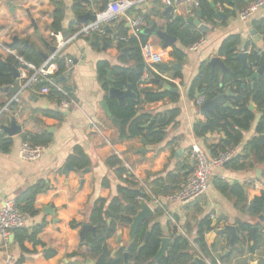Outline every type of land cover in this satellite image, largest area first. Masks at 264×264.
Listing matches in <instances>:
<instances>
[{"label":"crops","instance_id":"obj_1","mask_svg":"<svg viewBox=\"0 0 264 264\" xmlns=\"http://www.w3.org/2000/svg\"><path fill=\"white\" fill-rule=\"evenodd\" d=\"M57 1L64 5L62 32H58V36L54 35L55 32L51 28L54 6L50 0L17 1L12 4L13 11L4 3L0 4V56L4 60L12 61L9 63L16 67L22 79L29 76L31 71L23 69L15 57L2 50V46L8 48V44L12 43L13 38H17L20 43L13 48H8L15 56L22 58L19 51L26 47L33 49L32 45L36 47V50H33L38 54L41 53L48 57L52 54L37 37L31 20L35 22L40 37L47 42L49 47H55L58 42L73 36L79 28L81 24L76 23V17L88 12L98 14L102 11V7H106L109 2L115 0ZM206 2L213 14L214 24L202 19V22L208 26L205 33L200 32L195 26L189 25L203 35L206 43L196 52L189 51L188 47L182 49L186 57L182 63H179V70L164 71L161 69V72L168 78L179 82L180 87L164 81L159 78L155 70H151L147 77L142 74L141 83L136 86V91H132L135 94L132 97L134 99L138 96L143 98L146 91L164 92L161 91V86L153 81L154 79L163 80L165 84L178 89V94H173L177 96L175 100L166 97L154 103H141L136 108L137 116L142 114L152 116L176 114L171 125L165 129V139L156 145L146 143L147 149L143 154L140 153V150L144 148L141 142L143 138H119L122 122L119 120L121 123L119 128L111 122V117L114 116L111 115L109 101L120 105L117 100L108 96L111 86L108 89L105 87L107 84L111 85L107 79V71H110L112 79L111 68L132 65V62L121 63L115 42L117 38L120 41V38L124 37L118 35L120 24H124L123 31L126 36L132 38L126 19L127 15L120 16L114 22L104 25V27H109L112 33L108 32L109 37L103 38L100 42L98 40V44L93 41L96 35L78 37L62 49L60 57H69L73 60L71 71L64 77V80L60 81L63 82L61 85L70 88L72 93L74 104L67 111H60L54 100H50L48 96L34 94L26 90L19 95V103L14 105V109L2 114V108L13 96L0 92V134L12 140L9 152L5 154L0 152V207L4 201H14L20 193L39 182H43L47 187L45 192L36 196L34 202L36 214L29 217L24 227L29 229L45 222V227L36 237L39 243L33 245L25 241L23 244L26 249L25 253L21 252L14 239L11 243L8 242L7 246L0 243V264H5L7 259H11L14 263L21 255L24 256L23 264H82L87 259L91 260L87 257V246L80 245L81 227L87 224L92 204L98 199L108 203L116 195L117 187L123 184L115 173V168L107 166L106 160L109 157L115 156L119 159L123 168L133 177L138 187L143 189L142 186H144L149 191V182L157 177L165 179L169 173L174 176L184 175L185 172L189 173V170L182 171L181 167L185 164L189 165L190 169L189 150L192 146L196 145L208 152L207 144L219 141L221 138L219 132L211 134L209 139L206 138L207 143L194 134V127L197 126V123L201 122L203 126L207 119L199 113L198 107L195 106L196 98L194 94L190 95L191 86L201 63L208 62L213 57H219L220 47L227 38L238 37L239 42L236 45L238 52L240 50L252 51L253 44L249 33L253 29L259 30V26L264 21V7L257 10L251 19L242 22L237 17L238 11L242 8H239L236 1L228 0V3H222V7L218 6V0H206ZM244 2L249 3L247 0ZM212 5L227 15V18L218 19L214 15ZM166 8L160 2H149L135 5L128 15L141 18L142 15H145L148 19L145 21L142 18L147 25L141 33V36L146 39L145 44L142 45L144 52L158 55L161 59L160 64H175L177 62L171 58V52L174 47L180 49V44L176 40L174 44L164 47V40L158 36L157 32H163L169 22L175 21L176 16H181L186 20L189 17H194L195 14L194 16H173L170 12V15L167 16L164 15ZM153 25L154 29L152 30ZM64 32L67 35L62 38L60 34ZM113 34L116 35V39ZM24 41H28L29 44H22ZM221 60L223 59L221 58ZM104 63L109 68H105V75L101 77L99 76V66ZM215 70L221 74L219 69L215 68ZM177 72L181 74V79L176 76ZM12 83L11 80L9 85L12 86ZM245 85L249 87L250 83L246 82ZM227 89L231 94H234L233 90L228 87L221 94H224V103L232 106L233 97L225 93ZM104 103L108 106L110 117L102 106ZM217 106L222 107L221 104ZM45 111L62 112L63 118L61 121L48 118L44 115ZM11 119H14L20 127V132L13 136L5 134L1 129V126H9ZM257 120L258 113H255L251 129L243 135L245 142L254 135ZM147 125L150 126V123ZM48 130L51 131L49 133L53 137L52 142L42 148L41 154L36 160H23L20 157L22 136L40 134L48 132ZM77 147L81 148L90 162L89 172L83 175L80 173L82 170H77L69 162V157L74 154V149ZM67 164L76 171H70L66 175L64 166ZM81 179L84 180L82 185H80ZM216 180L238 186L246 197L245 201L239 202L237 197L221 194L215 186ZM262 190H264V163L254 164L241 170H234L226 166L214 167L209 186L202 197L186 205L165 204L166 211L162 212L158 222L164 230V237L169 238L167 223L170 222V228H175L179 234L186 236L196 249L193 242L197 237L198 224L207 216L211 220H217L218 228L227 224H234L236 227L238 224H249L252 227L258 225L256 215L251 210V202L261 196ZM73 223L74 226H71ZM186 224L189 225L188 234L184 229ZM128 233L129 226H120L117 233L107 241V245L113 253L119 247L129 245ZM118 235L120 241H118ZM205 242L209 250L212 247L215 248V251L211 252L212 258L220 259L223 255H227L225 252L229 249L228 236L214 237V231H212L205 235ZM245 243V241L242 243L244 246L241 259L239 250L235 252L233 249L228 254L230 259L227 264H264V238H260L258 247L253 253L248 251L247 243L246 245ZM51 251L54 252L53 256L47 258L46 255Z\"/></svg>","mask_w":264,"mask_h":264},{"label":"trees","instance_id":"obj_2","mask_svg":"<svg viewBox=\"0 0 264 264\" xmlns=\"http://www.w3.org/2000/svg\"><path fill=\"white\" fill-rule=\"evenodd\" d=\"M198 1L199 10L202 13V19L214 24L213 14L209 9L206 0ZM234 1L237 2L240 9L247 5L244 0ZM247 1L250 2L251 0ZM50 2L54 6L51 28L56 33L62 32L61 23L64 18V5L57 0H50ZM74 2H77V0H74ZM219 2L228 3V0H220ZM104 8L105 6L102 7L101 10ZM142 18L145 21L148 20L145 15H142ZM118 30V35L126 36V33L123 31L124 24H120ZM167 32L180 44V49L174 47L171 52V58L177 63H182L185 60L186 54L182 49H186L203 36L194 27L189 25L180 26L178 22L173 20L168 23ZM98 40L97 36L93 39L95 44H98ZM115 42L116 49L120 54L119 59L121 63L126 64L132 62V65L111 68L113 83L111 85L107 84L105 87L108 89L109 86H113L116 89L124 90L127 86H130L132 91H136V86L141 83V77L145 67L140 47L145 44L146 39L140 35L139 41L135 38H129L128 42L124 44L117 38ZM238 42V37L232 36L227 38L220 47L218 56L223 59L225 66L229 68L228 71L223 75L215 69L213 72H210V68L206 65V62H203L201 63L198 69V74L191 86L190 95H193L197 88L200 95L204 96L206 99L214 98L218 94H221L227 87L232 89L233 93L238 96L232 100V110L218 107L215 110V113L210 115V118L206 120L203 126L200 127L197 125L194 127V134L197 137L204 139L205 143L208 142L206 139L207 134L220 132L224 135V139L221 138L216 143L207 144V150L211 156L215 155L218 151L236 147L242 142V133L249 129L250 124L254 119L253 113L247 109L250 100H252L254 105L258 108L264 107V79L255 81L253 88L248 87L245 91L240 90V80L245 76H248L249 73L245 72L244 74H241L239 72V62L234 60L235 53L232 51V48L235 47ZM125 47L130 48L127 56L120 53ZM19 55L25 62L32 64L35 67L42 64L40 55L31 48L26 47L24 50L19 51ZM247 59L252 67L256 66L251 53L247 56ZM6 62L12 63L11 60L3 61L2 58H0V87L11 84V77ZM56 63H58L59 72H62L63 62L61 58H57ZM105 68H109L105 63L99 66V76L103 77L105 75ZM156 68L161 71L159 66H156ZM176 76L180 79L182 78L179 72L176 73ZM60 84H63V82H60ZM45 86L49 88L48 97L50 100L59 97L54 87L44 82L39 84L37 88ZM63 87L70 95H72L70 88L65 85H63ZM166 97L175 100L177 96L167 91H146L143 98L140 96L136 99L128 97L123 106H118L114 101H109L111 115L122 122L119 129V138H143L149 145L161 143L166 136V127L171 125L176 114L171 113L156 116L142 114L137 116L136 108L141 103H154L161 101ZM44 115L48 118H53L59 121L63 118L62 112L59 111H45ZM168 115L170 116L168 117ZM149 123V127L143 128V126H146ZM52 139V135L47 131L40 134H28L22 136V141L27 142L32 147H47L52 142ZM227 142L230 144L228 145ZM11 146L12 140L6 138L3 134H0V152L4 154L8 153ZM246 149L249 152H254L259 162L264 161V136L254 138L247 144ZM240 153L226 163L225 166L231 169L233 168L234 170L243 169V157H241ZM69 162L77 170H83L90 166L89 158L79 147L74 149V154L69 157ZM106 164L111 168H115V173L123 184L117 187L116 195L112 197L108 203L98 199L92 204L89 210L87 224L94 227L95 235L93 236L92 233H87L84 241L87 243V257L93 260L92 264H124V253L127 254V264H195L192 261L196 255L208 259L212 264L214 263V258L211 257V252H214L215 248L212 247V249L210 248L209 250L205 242V235L215 230V228L212 227V220L209 216L205 217L198 224L197 237L193 242L196 249L188 241L186 236L179 234L175 228H170V222H168L167 227L169 230L170 243L168 244L165 255L159 259V261L154 262L153 258L160 248L161 239L164 237V230L158 222V218L162 215V211L158 208H154V215L152 218L143 221L138 226L134 242L119 247L113 253V251L109 249L107 241L117 233L120 226H129L131 224V217H133L140 209L139 203L142 200L150 202V197L142 190V188L138 187L137 183L134 182L133 177L123 168L120 160L115 156L109 157L106 160ZM181 168L182 171H188L189 165L184 164ZM185 173L186 174L184 175L177 174L176 176L169 173L165 179L157 177L149 182L148 189L151 194L156 197L171 194L178 189L179 184L189 174L187 172ZM215 186L224 196L232 195L237 197L239 202L245 201L246 199L244 193L236 185H229L221 180H216ZM46 190L47 187L45 184L39 182L20 193L14 200V203L21 212L28 214L29 217H33L36 214L34 208L35 198L38 194H41ZM254 200L256 201L258 210L264 203V195H261ZM71 226H74V223L71 224ZM44 227L45 222H42L29 229L21 228L14 231V242L18 244L21 252H26L23 245L25 241L30 242L33 245L39 243L36 237ZM237 228L240 234H246V239L244 241L247 243L248 251L253 253L258 247V242L255 241L253 246L250 245L252 226L249 224H238ZM184 229L188 234L189 225L186 224ZM147 233V240L143 243ZM53 254L54 252L51 251L46 257H51ZM229 259L230 256L220 257L222 264H227ZM23 262L24 256L21 255L13 264H23ZM82 264H85V261Z\"/></svg>","mask_w":264,"mask_h":264},{"label":"built area","instance_id":"obj_3","mask_svg":"<svg viewBox=\"0 0 264 264\" xmlns=\"http://www.w3.org/2000/svg\"><path fill=\"white\" fill-rule=\"evenodd\" d=\"M218 0V6L222 7V3ZM156 3L160 2L165 7L171 8V14L173 16L182 15V16H194L195 11L199 10V1L198 0H116L111 1L107 6L100 11L98 14H95V20L93 22H88L87 24H81L76 32L70 38H67L63 41L58 42L55 46V51L48 57V59L43 62L40 66L35 67L32 64L25 62L22 58L15 56V54L8 48L2 46V50L9 55L16 58L20 63L23 69L30 70L31 74L20 80V90L16 95H14L7 104L2 108L1 113L12 111L14 105L19 103V95L24 91H31L34 94H39L42 96H48L49 88L47 86L42 88H37L41 83H46L54 87L56 93L59 95L58 98H54L58 109L60 111H67L74 104L73 99L69 92H67L64 87L55 82L57 77L64 76L66 77L73 67V60L69 57H60L62 49L70 43L72 40L78 37H92L96 35L100 40L106 37H109L110 34L104 29V25H108L114 22L120 16H126L129 29L132 35V38H135L139 41V37L147 27L145 21L141 17L129 16L128 12L135 7V5L145 4V3ZM264 7V0H252L244 8L238 11V19L242 22H245L251 19L254 14L260 8ZM181 8L183 12L181 13ZM129 37H121L120 41L127 43ZM206 39L201 37L190 46L188 50L191 52L198 51L204 44ZM141 54L144 61V70L143 74L147 77L149 71L155 70V73L159 78L169 83H173L180 87L179 82L176 80H171L164 73L158 71L156 66L161 62V59L158 55L152 52H144V48L140 47ZM61 58L63 62V71L59 72L58 63L56 59ZM206 98L202 95H199L194 103L196 107H200ZM42 151V147L36 146L32 147L27 142H22L20 147V157L25 161L36 160ZM240 152V146L227 148L223 151H218L215 155L211 156L206 150L201 149L200 147L194 145L189 150V158L193 161V169L187 177L179 184L178 189L164 196L156 197L152 195L144 186L143 191L150 197V202L147 204L154 210V208L160 209L162 212H165V204L167 203H177L180 205H186L191 202L196 201L202 197L209 186V182L212 175V169L214 167L225 166L230 160L235 158ZM29 215L21 212L14 201H4L0 207V243L3 246H7L9 242V237L14 233L15 230L24 228ZM204 259V258H203ZM206 260V259H204ZM208 264H212L210 261H207ZM5 264H13L11 259H7ZM213 264H222L219 258H214Z\"/></svg>","mask_w":264,"mask_h":264},{"label":"water","instance_id":"obj_4","mask_svg":"<svg viewBox=\"0 0 264 264\" xmlns=\"http://www.w3.org/2000/svg\"><path fill=\"white\" fill-rule=\"evenodd\" d=\"M17 1H22V0H0V4L4 3L6 6L10 7V10L13 11V3L17 2ZM232 3V2H231ZM212 9L214 11V15L220 19V20H224L227 18V15H225L224 13L218 11L214 5H212ZM236 9V8H235ZM171 12V8L167 7L164 11V15L169 16ZM95 20V15L91 12H88L86 14L80 15L78 17H76V23L78 24H87L88 22H93ZM175 21H178L180 23L181 26H183L184 24H188V25H192L195 26L200 32L205 33L208 30V26H206L203 22H202V13L200 10H197L195 12V16L194 17H189L186 20L181 17V16H176L174 18ZM31 24L32 27L34 28V30L36 31V35L37 37L49 48V51L51 53H53L55 51V47L53 46H48L47 42L43 40V38L40 37V33L37 31V26L35 24V22L33 20H31ZM104 29L109 32L112 33L111 29H109V27L105 26ZM152 30L154 29V25L151 28ZM257 29H253L249 35L252 39V51L251 52H245V50H240L238 52V48L237 46L232 48L233 52H237L234 56V60L238 61L240 64L239 67V72L241 74H244L245 72H248L249 75L245 76L244 78H242L240 80V83L244 84L246 82L250 83L251 88H253L254 82L258 81L260 79H264V21L262 22V24L259 26ZM151 30V31H152ZM143 33V32H142ZM158 36L164 40V44L163 46H169L174 44V42L176 41V39L174 37H171L168 35L167 33V28H164L163 32H157ZM55 36H58L59 33H54ZM62 36V38L66 37V33H62L60 34ZM114 39H116V35L113 34ZM20 42L17 38H13L12 43L8 44V48H13L16 45H18ZM22 44L24 45H28V41H24L22 42ZM104 45H106V43L104 42ZM33 49L36 50L35 46H31ZM130 51L129 47H125L121 50V54L127 56L128 52ZM251 53V56L254 60V62L256 63L255 67H252L249 64V61L247 59V56ZM39 55L42 58V61L45 62L48 59L47 55H43L41 53H39ZM1 58V56H0ZM3 61H5L2 58ZM7 68L9 70V75L11 77L12 80V86L8 85V86H2L0 87V92H4V93H9L10 95L14 96L18 93V91L20 90V80H19V73L16 70V67L9 63L6 62ZM206 65L210 68V72H213V70L215 68L219 69L221 71V75H223L226 71H228L229 68H227L223 62V60H221L220 57H213L211 59H209L208 62H206ZM159 67L164 70L167 71L169 70H179L180 69V64L179 63H169V64H159ZM107 79L108 81L112 84L113 81L111 79V73L110 71H107ZM64 80V76L61 77H57L55 79V82L59 83L60 81ZM155 83H157L159 86H161V91H167L170 92L172 94H178V89L177 88H173L172 86L165 84V82L163 80L160 79H154L153 80ZM225 93L230 94L233 98L237 97L235 94H231L229 92V89H227L225 91ZM200 95V93L198 92V89L196 88L194 91V97L197 98ZM108 96L109 98L115 99L117 100L118 104L120 106L125 105L126 103V99L128 97H134L135 94L132 92V89L130 86H127L126 89L124 90H119L114 88L113 86L109 87L108 90ZM224 94H218L217 96H215L212 99H206L205 102L198 107L199 113L204 116L207 120L210 118V115H213L215 113V110L218 108L217 105H222L223 108H228L231 109L232 107L228 104V103H224ZM249 111L253 112L254 108L252 107V104H250L249 102ZM107 113V115L110 117V112L108 109V106L106 103H104L102 105ZM261 114L264 115V109L261 111ZM111 122L117 126L118 128L120 127V121L117 120L114 117H111ZM198 126H202L201 122L197 123ZM149 127V125L147 126H143V128ZM1 129L4 131L5 134H8L9 136H13L16 135L20 132V127L15 123L14 119H11L10 125L9 126H1ZM48 132H51L50 130H48ZM220 133V132H219ZM211 136V134H207L206 138L209 139ZM220 136L222 139H224V135L222 133H220ZM141 142L144 146L143 149L140 150V153H145L146 151V141L144 139H141ZM230 143L228 142V145ZM209 153V152H208ZM193 161L190 160V169L189 172L192 171L193 167ZM70 171H76L74 168H72L70 165H65L64 166V172L67 175ZM86 172H89V169L86 168L84 170H82L80 173L83 175ZM84 183V180L81 179L80 180V185H82ZM251 206H254V201L251 202ZM139 210L138 212L131 217V224L129 225V233H128V244H132L135 240V233L136 230L138 228V226L145 220H148L150 218L153 217L154 215V211L153 209L147 204L146 201H141L139 203ZM51 210V209H50ZM51 215H53L52 213H50ZM257 222L258 225H255L251 228V236H250V245L253 246L255 241L259 243L260 238H264V203L262 204V207L259 211V214L257 216ZM212 227L215 228L214 230V237H222V236H228V248L226 250L225 253H227V255H223V257L228 256V254L231 253V251L234 249L235 252L239 250V254L240 259L243 256L242 254V247L244 246L242 243H244V240L246 239V234H240L238 231V228L234 225V224H227L224 225L221 228H218V224H217V220H212ZM87 233H92V235H95V229L93 226L89 225V224H85L81 227V230L79 232V240L81 242V246H87V243L84 241L85 236ZM147 236L148 233L146 234L143 243L146 242L147 240ZM14 239V234H11L9 237V242L11 243ZM118 241H120V236L118 235ZM170 243V239L167 237H163L161 239V245L159 250L157 251L155 257L153 258L154 262L159 261V259H161L166 252V249L168 247V244ZM246 245V243H245ZM240 246V247H239ZM209 260H204L201 256H194L193 258V263L195 264H208ZM127 254L124 253V264H127ZM93 261L87 259L85 264H92Z\"/></svg>","mask_w":264,"mask_h":264},{"label":"flooded vegetation","instance_id":"obj_5","mask_svg":"<svg viewBox=\"0 0 264 264\" xmlns=\"http://www.w3.org/2000/svg\"><path fill=\"white\" fill-rule=\"evenodd\" d=\"M240 84H241V87H240V90L241 91H245L248 88L245 84H244V86H243L242 83H240ZM249 87L251 88L250 85H249ZM249 102H250V104H252V107L254 108V111L252 112L253 115H254V119H255V113H258V120L256 122L254 135L252 137H250L246 142L243 140V138H244L243 137L242 138V142L239 144V146H240V152H241V153L240 152L239 153H240L241 157H243L244 168L250 167V166H252L254 164H263L264 163V161L259 162L257 160L256 155H255L254 152H249L246 149L247 144L249 142H251L254 138H258V137L264 136V115L261 114V111L264 109V107L258 108L256 105H254V103L252 102V100H250ZM231 107L232 108L230 110L233 109V106H231ZM249 107H250V105L248 103L247 109H249ZM224 109H226V108H224ZM254 119L251 122L249 129L247 131H245V132L242 133V136L244 135V133L248 132L251 129V126H252V124L254 122ZM261 195H264V190L261 191ZM260 209H261V207L257 210L256 201L254 200V206L253 207L251 206V210L253 211V213H255L254 215H256V220H257V216L259 214Z\"/></svg>","mask_w":264,"mask_h":264}]
</instances>
